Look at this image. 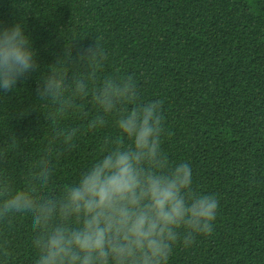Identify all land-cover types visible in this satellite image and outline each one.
<instances>
[{"label":"trees","instance_id":"16d2710c","mask_svg":"<svg viewBox=\"0 0 264 264\" xmlns=\"http://www.w3.org/2000/svg\"><path fill=\"white\" fill-rule=\"evenodd\" d=\"M17 23L38 67L0 92V171L26 183L53 129L37 87L66 48L75 58L97 40L110 53L105 74L133 75L143 101L162 102L169 161L189 163L194 190L220 202L213 233L176 246L169 264H264V0H0V27ZM108 119L56 162L47 192L100 157L103 138L118 134ZM0 236L11 240L9 264H34L30 216Z\"/></svg>","mask_w":264,"mask_h":264},{"label":"clouds","instance_id":"9594fccd","mask_svg":"<svg viewBox=\"0 0 264 264\" xmlns=\"http://www.w3.org/2000/svg\"><path fill=\"white\" fill-rule=\"evenodd\" d=\"M35 55L22 23L0 27V92L38 67ZM109 57L97 40L75 58L66 48L37 87L53 123L47 147L24 185L0 171V227L31 217L34 264H169L176 246L189 248L214 231L218 197L195 191L190 164H172L162 150V102L143 101L133 75L105 74ZM74 114L82 124L61 126ZM109 117L118 134L103 138L100 157L74 183L47 192L56 162ZM11 256V240L0 236V264Z\"/></svg>","mask_w":264,"mask_h":264}]
</instances>
